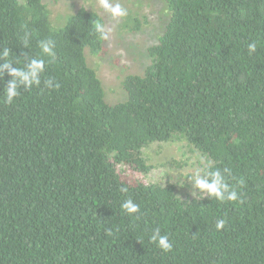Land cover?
<instances>
[{"label":"trees","instance_id":"obj_1","mask_svg":"<svg viewBox=\"0 0 264 264\" xmlns=\"http://www.w3.org/2000/svg\"><path fill=\"white\" fill-rule=\"evenodd\" d=\"M162 1L149 64L111 103L87 60L104 51L102 15L81 7L54 24L44 0H0V65L44 61L12 103L0 74V264H264V0ZM161 142L199 151L203 178L219 171L239 199L122 177L119 166L150 172L145 150ZM157 228L170 251L151 241Z\"/></svg>","mask_w":264,"mask_h":264},{"label":"rangeland","instance_id":"obj_2","mask_svg":"<svg viewBox=\"0 0 264 264\" xmlns=\"http://www.w3.org/2000/svg\"><path fill=\"white\" fill-rule=\"evenodd\" d=\"M54 24H60L70 13L85 7L104 17L105 28L112 31L105 39L104 51L95 55L87 52L88 63L102 80L105 98L115 103L126 98L122 81L128 74H142L149 64L147 48L158 41L169 19L162 0H112L126 9L127 15L113 18L99 5V0H44ZM142 21L141 28L131 29L135 18ZM152 169L146 175L130 166H119L124 179L153 182H173L183 198L204 195L195 186L197 176L203 178V167L208 160L183 142L153 143L145 150Z\"/></svg>","mask_w":264,"mask_h":264},{"label":"clouds","instance_id":"obj_3","mask_svg":"<svg viewBox=\"0 0 264 264\" xmlns=\"http://www.w3.org/2000/svg\"><path fill=\"white\" fill-rule=\"evenodd\" d=\"M99 5L105 11L110 13L113 18L124 17L127 15V11L119 2H112V0H99ZM95 30L99 34L101 39H108L109 34L111 33V28H105V26L100 23H95ZM40 47L44 53L52 54L51 48L47 43L41 42ZM256 42L248 44L249 54L255 52ZM10 55L9 49L5 48L0 57H8ZM10 61H5L3 65H0V74H2L4 68L9 69V75L13 77L11 81L5 86V102L12 103L14 98L19 94L18 93V84L25 83L26 87L30 88L33 83H40V74L44 71V61L42 59L33 58L31 62L27 65V69L24 68H12L10 66ZM45 84L49 87H59V84H52V80L48 79L45 81ZM212 176L211 182L207 179L197 176L195 179V186L199 188L202 192H207L210 196L215 197L219 201L231 200L237 201L239 199L238 193L226 183L219 171L209 173ZM126 191V189H122ZM122 209L126 211L127 214L131 215L137 213L140 210V206L133 202L132 199H127L121 205ZM225 221L219 219L216 222L217 230L223 229ZM152 242L158 244V246L165 252L172 249V243L169 241L167 235H161L160 229H156L153 235L150 237Z\"/></svg>","mask_w":264,"mask_h":264}]
</instances>
